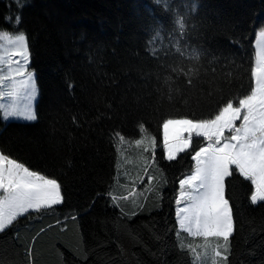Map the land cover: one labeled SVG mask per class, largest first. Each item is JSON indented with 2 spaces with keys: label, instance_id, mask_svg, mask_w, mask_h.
Returning a JSON list of instances; mask_svg holds the SVG:
<instances>
[{
  "label": "trees",
  "instance_id": "trees-1",
  "mask_svg": "<svg viewBox=\"0 0 264 264\" xmlns=\"http://www.w3.org/2000/svg\"><path fill=\"white\" fill-rule=\"evenodd\" d=\"M194 2L198 7L192 15L202 27L193 41L219 57L214 64L217 74L234 72L233 61L247 69L256 31L264 27V0H167V10L155 0H0V30L15 31L5 17L20 15L19 30L28 35L40 89L38 121L5 122L0 117V148L34 169L58 176L68 193L66 205L56 213L21 221L20 236L27 244L41 227L55 224L57 215L72 209L79 212L77 221L36 236L34 264H194L191 253L176 247L175 235L174 198L178 179L190 167L189 157L168 163L157 148V160L168 177L162 207L150 197L143 211L126 218L107 196L110 190L127 194L114 179L118 163L120 185L131 186L125 170L132 178L138 171L135 153H129L133 163L123 164L110 137L120 132L139 138L136 122L142 119L159 142L161 118L188 111L182 101L163 103L159 111L137 108L132 98L158 86L155 79L145 83L137 72V68L147 72L156 67L145 51L150 26L160 20L170 27L174 13L183 14L184 5ZM17 3L24 6L18 8ZM171 61L178 63L179 57ZM69 83L74 87L69 88ZM241 83L248 86L246 71L236 81V89ZM124 97L128 103L121 106ZM154 100L155 95L150 102ZM105 104H111L112 110ZM193 110L200 115L208 106L201 103ZM101 113L105 115L97 119ZM73 115L92 122V127L74 126ZM136 187L142 192L147 177ZM227 195L236 219L229 264H264V206L250 204V184L239 177L231 179ZM124 207L128 212L130 202ZM85 248L86 262L81 258ZM0 264H27L24 248L11 238H0Z\"/></svg>",
  "mask_w": 264,
  "mask_h": 264
},
{
  "label": "snow or ice",
  "instance_id": "snow-or-ice-1",
  "mask_svg": "<svg viewBox=\"0 0 264 264\" xmlns=\"http://www.w3.org/2000/svg\"><path fill=\"white\" fill-rule=\"evenodd\" d=\"M155 3H163L165 10L168 9L167 0H155ZM23 6L17 3L18 8ZM184 7L183 14L175 12L169 19L170 27L160 20L150 26L145 51L156 61V67L147 72L137 68V72L144 76L145 83L155 79L158 86L153 91L135 94L132 103L137 108L159 111L163 103L175 105L182 101L188 111L161 118L158 126L162 141L158 142L157 135L149 132L142 119L136 122L139 138L130 139L120 132L110 137L115 140L123 164L133 163L129 153H135L138 171L132 178L125 170L123 175L131 186L120 185L121 163H118L114 179L127 194L118 195L110 190L107 196L112 207L126 218L143 211L150 197L157 207H162L168 177L157 160V148L161 147V157L168 163L189 157L190 167L178 179L174 198L178 226L176 247L181 252L191 253L194 264H229L236 231L233 203L227 195L231 179L239 177L247 181L250 204L264 206V28L258 34L254 56L247 69L233 61L234 72L218 75L214 64L219 57L193 41L202 27L192 15L198 4L194 2ZM5 19L13 23L16 30H0V117L5 122H36L40 89L35 72L30 68L29 38L25 31L19 30V14ZM174 56L179 57L178 63L170 62ZM245 71L248 86L245 88L241 83L236 89V81L242 80ZM68 87L74 85L69 83ZM154 95V102H150ZM126 103L128 98H122L121 106ZM201 103H205L208 110L197 115L193 106ZM105 108L111 111L112 105L105 104ZM104 115L101 113L97 119ZM72 122L76 127L83 123L92 127V122H82L76 115ZM145 177L147 187L138 192L136 186L143 184ZM67 196L58 176L34 169L0 148V238H11L13 243L23 247L27 264H34L36 236L47 229L66 226L69 220L77 221L79 212L72 209L67 214L57 215L55 224L41 227L27 244L20 236L21 221L56 213L66 205ZM125 202L131 204L128 212ZM88 252L85 248L81 256L85 262Z\"/></svg>",
  "mask_w": 264,
  "mask_h": 264
},
{
  "label": "rangeland",
  "instance_id": "rangeland-1",
  "mask_svg": "<svg viewBox=\"0 0 264 264\" xmlns=\"http://www.w3.org/2000/svg\"><path fill=\"white\" fill-rule=\"evenodd\" d=\"M262 28H264V27H261V28H259V29L256 31V36H255L254 46H255V44H256L257 39L259 38L258 34H259V32H260V30H261ZM30 68H31V70H33V71L35 72L36 82H37L36 71L34 70V68L32 67L31 64H30ZM37 85H38V84H37ZM38 99H39V97H38ZM37 103H38V100H37ZM37 103H36V108H37ZM10 121H22V122H26V121H23V120H10ZM7 122H9V121H7ZM197 242H198V241H197Z\"/></svg>",
  "mask_w": 264,
  "mask_h": 264
}]
</instances>
